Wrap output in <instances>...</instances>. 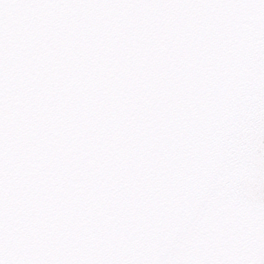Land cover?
Here are the masks:
<instances>
[{
	"label": "snow or ice",
	"instance_id": "obj_1",
	"mask_svg": "<svg viewBox=\"0 0 264 264\" xmlns=\"http://www.w3.org/2000/svg\"><path fill=\"white\" fill-rule=\"evenodd\" d=\"M0 264H264V0H0Z\"/></svg>",
	"mask_w": 264,
	"mask_h": 264
}]
</instances>
